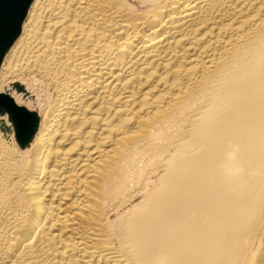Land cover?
Instances as JSON below:
<instances>
[{
	"label": "bare ground",
	"instance_id": "obj_1",
	"mask_svg": "<svg viewBox=\"0 0 264 264\" xmlns=\"http://www.w3.org/2000/svg\"><path fill=\"white\" fill-rule=\"evenodd\" d=\"M0 95V264H264V0H33Z\"/></svg>",
	"mask_w": 264,
	"mask_h": 264
},
{
	"label": "water",
	"instance_id": "obj_2",
	"mask_svg": "<svg viewBox=\"0 0 264 264\" xmlns=\"http://www.w3.org/2000/svg\"><path fill=\"white\" fill-rule=\"evenodd\" d=\"M32 1L0 0V65L5 53L18 37ZM2 106L6 107L11 114L20 111L11 100L0 95V110Z\"/></svg>",
	"mask_w": 264,
	"mask_h": 264
}]
</instances>
